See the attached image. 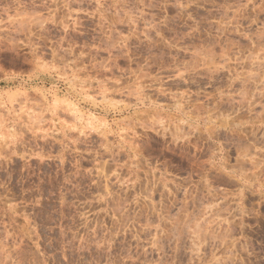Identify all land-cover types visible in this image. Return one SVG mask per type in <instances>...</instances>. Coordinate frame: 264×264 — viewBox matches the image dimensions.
<instances>
[{
	"label": "rangeland",
	"instance_id": "1",
	"mask_svg": "<svg viewBox=\"0 0 264 264\" xmlns=\"http://www.w3.org/2000/svg\"><path fill=\"white\" fill-rule=\"evenodd\" d=\"M0 264H264V0H0Z\"/></svg>",
	"mask_w": 264,
	"mask_h": 264
}]
</instances>
